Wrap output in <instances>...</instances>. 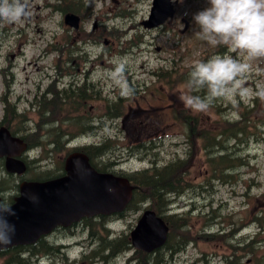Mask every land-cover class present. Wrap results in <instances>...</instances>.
<instances>
[{
    "label": "rangeland",
    "instance_id": "rangeland-1",
    "mask_svg": "<svg viewBox=\"0 0 264 264\" xmlns=\"http://www.w3.org/2000/svg\"><path fill=\"white\" fill-rule=\"evenodd\" d=\"M23 2L26 3L28 16L31 17L29 21L26 20L27 17H23L18 23L0 22V123H3L5 119L9 121L15 116L11 107L6 109L3 106L9 89H13L10 73L15 72L16 77L22 81L20 84L26 85L25 88L30 87L31 80L45 73L46 65L56 61L58 57L66 56L73 44L76 43L72 31L64 27L63 16L54 8L49 7L55 0H23ZM85 2V10L80 13L83 16V32L80 38L85 43L78 41L74 45V47L79 46L83 49V52L75 55H89L95 59L103 60L106 66L116 67L111 78L114 83L119 85L118 89L122 88L123 91L128 89L125 79L129 75L136 76L135 79L147 77L150 70L161 65L169 68L168 60H171L173 67L171 72V103H181L178 99V91L186 81L188 69L196 61H206L215 55L214 47H209L205 41L197 36L198 27L192 20L193 14L205 6L204 0H176L177 12L175 17L156 31H148L141 25L142 20L149 15L152 0H85ZM79 3L85 4L82 1ZM79 3H74V7L76 4L79 6ZM183 19L189 20L187 29H185ZM104 29L108 32L104 33ZM99 30L103 31L101 37H99ZM225 54H231L234 57L237 55L236 53H229L228 49L224 50L223 55ZM12 62L16 64L17 69L11 70L10 63ZM122 69H125V77L117 80L114 75L122 72ZM39 73L41 74L39 75ZM97 76L100 75L95 74V77ZM26 77L30 78L27 84L23 81ZM8 83L9 86H7ZM263 83L264 61L252 62L251 69L242 84L247 92L244 95L237 93L234 96L221 99L224 102V109L226 108L222 112V116L237 118L239 116V102L247 103L253 97L256 88H261ZM164 104L151 94H147L142 102L143 106H163ZM73 111L77 113L73 107L64 105L63 111H58L52 117H45L44 121L60 120L63 115H71ZM23 112L20 111V113ZM98 112L99 110H95L92 113L97 114ZM26 113L28 114L23 116H26L27 119H33V114ZM184 113H189V111H182L178 106L171 109V119L168 118V113H153L154 117L158 115L164 119L166 125L171 123L170 127L160 129V132L166 130L163 135L165 138L162 142L163 151L158 152L156 157L155 155L149 156L155 160V164H158V158L159 163L163 165L174 160L178 154L180 156L185 155L184 148L187 150L188 146L184 142L186 128L182 124L183 118L181 116ZM258 113H261L260 110ZM37 114H41V111ZM193 114L199 116L202 126H210L219 118L212 107L207 112ZM247 119L251 124L254 123L252 114L247 115ZM48 123L50 126L40 127L39 132L47 134L45 130H50L52 126L58 131L68 129L67 126H60L56 122ZM26 127L29 126L24 124L22 127L24 131ZM262 128V135L257 138H248L239 143L238 140H232L227 144L229 146L237 145L233 149H236L237 154L245 156L248 162L247 165H243L234 171V180L231 182L214 180L212 186L206 183L202 192H187L183 198L174 203L176 213L183 215L187 213L192 224V237L196 238L200 234H209L208 237L211 239L189 241L184 245L183 250L172 256L170 264H230L227 259H236L234 264H257V259H260L261 263L264 264V126H261ZM150 130L152 129H146V131ZM69 132L79 134L81 130L74 123L69 127ZM106 133L109 134L108 129ZM141 135L145 136L143 133ZM191 135L192 132H190ZM30 137L34 141H38L40 138L39 135H31ZM141 137H136L135 134H132V137H126V135L124 137L119 128H111L110 144L114 147L116 156L127 161L122 169L131 172L150 165V161L140 158L143 156L139 153L141 151L132 150L135 148L128 146V142L133 144L132 140H140ZM78 140L83 143H90L93 138L85 137ZM190 142V155L193 161L192 177L196 183H199L204 180L203 177H200L202 173L210 174V160L209 156L201 152L202 144L194 140H190ZM192 142H194L193 145ZM40 153L41 150L38 149L35 155H40ZM40 170L41 168L31 170L30 175L33 176L36 172L39 174ZM147 204H143L141 208ZM212 210H216V212L213 213ZM140 212L131 211L124 218L110 224L111 232L108 238L118 239L124 233H129ZM255 217L260 218V220L258 218L256 220ZM89 231L90 229H85L76 238L62 240L64 243L71 244L68 248L69 257L77 259L80 264L82 261L80 260L81 253L85 250L88 252L92 247V245L86 247L91 237H88ZM220 235L223 237L217 239ZM78 241L84 243L85 246H78L76 244ZM94 242L97 245V241L94 240ZM241 247H244L242 252L240 251ZM251 248L255 250L254 255ZM234 250L238 258L232 255ZM131 253H122L113 264H125ZM3 262L1 258L0 264ZM40 262L36 264H40ZM44 263L46 264L48 261L45 260ZM86 264L90 263L87 262ZM93 264L107 263L97 260Z\"/></svg>",
    "mask_w": 264,
    "mask_h": 264
},
{
    "label": "flooded vegetation",
    "instance_id": "flooded-vegetation-1",
    "mask_svg": "<svg viewBox=\"0 0 264 264\" xmlns=\"http://www.w3.org/2000/svg\"><path fill=\"white\" fill-rule=\"evenodd\" d=\"M11 70L17 69L14 62L10 63ZM50 69V71H47ZM111 68L104 65V62L100 59H95L92 56H61L58 59L46 66V71L42 76H39L31 80L30 87L25 88L26 85L20 84V81L16 77L15 72H11V86L13 89H9V94L6 95L3 106L7 109L11 107L15 111L25 112H53L63 111V106H69L76 109L77 113L73 111L71 115H63L60 120H43L39 118V123H36L35 118L27 126L32 129L40 127L50 126L48 122L59 123L60 126H67L66 131L59 130L62 135L61 141L68 142L71 138H93L90 143L79 146L85 151H90L91 148L105 144V142L111 139V123L116 125V121L113 120L112 112L118 108L128 109L129 111H141L147 115L146 120H140L138 122L131 120L129 117L123 119L120 118L123 123V127H126V122H129L130 127L142 126V127H154L159 125V120L154 119L151 114L155 111L154 108L146 107L143 108L140 98L143 97L142 92L149 90L154 85L159 84L160 74L158 72H151L148 77H141L135 79L133 77H127L125 80L130 90L129 95H122L123 89H118L119 85L114 83L111 78ZM41 74V73H40ZM95 74L100 75L95 77ZM169 83H171V73H168ZM121 80V79H117ZM29 81V79H28ZM27 84V82H26ZM126 84V83H122ZM9 86V83L8 85ZM18 91V92H17ZM45 97L46 101H56L57 104H50L47 108H44V103H41ZM157 100L168 101L166 105L160 110H171V94L157 97ZM44 102V100H43ZM44 108V109H43ZM67 109H69L67 107ZM95 110H99L97 114H94ZM119 118V115H115ZM58 121V122H57ZM81 130L78 134L70 133L69 127L73 124ZM40 124V125H39ZM57 125V124H56ZM102 126V130L97 128ZM109 130V134L106 130ZM47 134L38 132L40 137L48 142H52V135L50 130H45ZM98 131L99 134L91 135L90 132ZM29 138L31 135L25 133ZM65 139H62L63 137ZM56 137V136H55ZM58 138V137H57ZM77 148V147H76ZM97 161L100 171H109L110 167L105 166L106 158H97L92 156ZM44 179L47 180L53 176L65 175L64 168L58 167H43ZM25 177L22 174H10L2 172L0 170V199L1 203L5 207L11 206L16 198L20 195V188ZM93 219V218H92ZM85 219L78 224H73L69 227H58L56 228L46 240L50 244L58 245V250L63 254V250L71 245L70 243H63V239L73 238L82 233L85 229H90L86 225ZM96 221H103V217L94 218ZM81 225V226H80ZM92 235L89 231L88 237ZM24 250V248H21ZM84 259L82 256L80 260ZM84 261V260H82Z\"/></svg>",
    "mask_w": 264,
    "mask_h": 264
},
{
    "label": "water",
    "instance_id": "water-1",
    "mask_svg": "<svg viewBox=\"0 0 264 264\" xmlns=\"http://www.w3.org/2000/svg\"><path fill=\"white\" fill-rule=\"evenodd\" d=\"M173 13L171 0H154L151 15L144 24L156 27ZM66 20L77 26V17L67 16ZM25 148L26 145L11 136L8 129L0 128V157L9 156V169H25L21 161L13 158ZM66 169L65 178L27 183L17 205L0 213V249L34 243L55 226L66 225L83 216L122 211L132 198L133 187L126 178L97 173L81 153L68 157ZM168 231L161 217L146 210L131 232L132 243L152 252L166 243Z\"/></svg>",
    "mask_w": 264,
    "mask_h": 264
},
{
    "label": "clouds",
    "instance_id": "clouds-1",
    "mask_svg": "<svg viewBox=\"0 0 264 264\" xmlns=\"http://www.w3.org/2000/svg\"><path fill=\"white\" fill-rule=\"evenodd\" d=\"M193 14L197 36L209 47H226L231 54L196 61L180 87L178 99L193 113L207 112L218 100L239 93L252 62L264 61V0H204ZM28 15L23 0H0V22L13 24ZM122 95H129L125 89ZM0 206V213L8 212Z\"/></svg>",
    "mask_w": 264,
    "mask_h": 264
},
{
    "label": "trees",
    "instance_id": "trees-1",
    "mask_svg": "<svg viewBox=\"0 0 264 264\" xmlns=\"http://www.w3.org/2000/svg\"><path fill=\"white\" fill-rule=\"evenodd\" d=\"M260 97H264V95H261L259 92L254 100V107L251 108L250 105H247L242 108L241 118L239 120H231L230 118H227L222 119V121L214 122L210 126H201L198 116L190 114V121H188L187 118L184 119L185 123L189 125L192 132L190 139L202 144V147L206 149V152L209 156V185L212 183V180H233L235 177L234 171L240 166L247 164L245 157L242 156V154H237L236 149H233L237 147V145L234 144L229 146L227 144H229V142L232 140H238L240 142L242 140H246L245 138H250L257 134H261L259 132L260 129L258 126V122H260L261 119H258L257 115H253L254 123L251 124L246 118L247 115L257 112L261 106L264 107V98L262 99L263 103L260 104ZM212 106L221 110V99L216 101ZM211 143H218L221 149L227 150L230 155L228 158L232 160V164L229 165L224 162V157H218L215 155L210 147ZM193 144L194 142H192V145ZM189 156L191 155L189 154ZM229 166H234V169L229 171L230 173H224L223 168L226 167V169H228ZM188 167L189 165L186 160L175 159L169 161L165 165L157 166L153 169L139 172L131 176L135 181L136 190L134 199L129 205L128 210H138L145 202H148L152 209L156 210L160 215H163L171 228L170 237L164 249L159 250L151 255L141 251L136 252V255H139L138 264H170V259L172 258L173 254L182 249L180 248L181 245L193 240L197 241L199 239H211L208 237V234H200L199 237L197 236L196 238L192 237V224L189 220V217L185 214L177 215L168 213V210L171 206V188L177 192H183L184 190L186 191L188 188V183H186L184 180L186 178L185 169ZM212 212L215 213L216 210H212ZM258 220H260V218H258ZM176 229L179 232H176ZM174 233L179 234L180 244H175L171 248ZM109 243H111L112 246L117 245L119 252L131 250V242L128 234H123L118 239H112ZM44 246L45 244L43 241L34 245L31 250L28 251L29 258H23L21 254H18L17 251H11L6 264H36V260L43 254V252H47L45 251L46 249ZM251 249L253 254H255V250L253 248ZM47 250L50 252L52 248L47 247ZM130 260L126 264H128ZM259 264L262 263L260 262Z\"/></svg>",
    "mask_w": 264,
    "mask_h": 264
},
{
    "label": "bare ground",
    "instance_id": "bare-ground-1",
    "mask_svg": "<svg viewBox=\"0 0 264 264\" xmlns=\"http://www.w3.org/2000/svg\"><path fill=\"white\" fill-rule=\"evenodd\" d=\"M43 98L41 103H44V108H47L50 104H57L56 101H46L45 97H41ZM221 105L224 106V102H221ZM43 108V109H44ZM222 111H225V109H221ZM114 122L111 123L112 128H114ZM98 130H102V126H99L97 128ZM40 131L39 128L36 129H32L31 127H26V133L28 135H37V133ZM50 133L52 135H54L52 137V141L53 144L55 146H59V147H66L67 143H65L64 141H61L58 138H61L62 135L60 134V132L57 130V128L55 127H50ZM90 134L93 135H97L99 134L98 131H94V132H90ZM56 136V137H55ZM212 152L217 155L218 157H224V162H226L227 164H232V160L228 157H230L229 153L227 150L225 149H221L218 143H211L210 145ZM152 149L154 150V155L156 157L158 150L155 147H152ZM90 153L97 158H102L105 159L106 158V164L105 166H108L110 168H116V169H120L122 168L127 161L126 160H122L119 157L116 156V151L114 149V147H112V145L110 144L109 141L105 142L104 145H102L101 147L96 146L91 148ZM140 154H142L143 156H140V158L145 159V156L142 152H139ZM234 169V166H229L228 169H226V167L223 168L224 173L225 172H229L231 170ZM230 173V172H229ZM185 195V190L182 191H174L171 188V214L172 212H175V208H174V201H177L181 198H183ZM143 209V208H142ZM142 209H138V210H134L135 212H139ZM178 215V214H177ZM180 221V220H178ZM176 232H179L177 229L175 230ZM111 230H106L105 233L103 235H98L96 233H92V235H90V242L87 243V246H91V249L87 252L86 250L83 252V257H84V261H92V263H95V261L100 260L103 261L107 264H113L115 263V261L117 260V258L119 257V255H121L124 251L119 252V248L117 245L112 246L111 243H109L107 236L110 235ZM94 240L97 241V245H95ZM180 242V237L178 233H174L173 235V240H172V246L175 244H178ZM184 246V244H183ZM183 246H181L180 248H183ZM174 248V247H173ZM175 249V248H174ZM252 250V249H251ZM62 252L58 249H53L50 250L49 252V256L48 258H41V262L40 264H43L45 260L48 261V263L46 264H51L54 260H57L58 258H60L62 256ZM92 257H94V259H92Z\"/></svg>",
    "mask_w": 264,
    "mask_h": 264
}]
</instances>
